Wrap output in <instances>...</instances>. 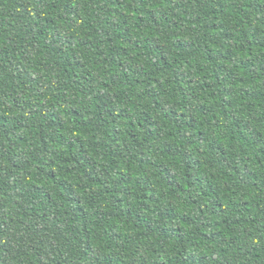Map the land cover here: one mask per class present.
<instances>
[{"label": "trees", "instance_id": "1", "mask_svg": "<svg viewBox=\"0 0 264 264\" xmlns=\"http://www.w3.org/2000/svg\"><path fill=\"white\" fill-rule=\"evenodd\" d=\"M0 264H264V0H0Z\"/></svg>", "mask_w": 264, "mask_h": 264}]
</instances>
